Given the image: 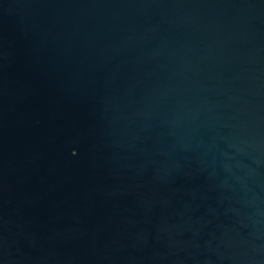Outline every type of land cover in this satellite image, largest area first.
Segmentation results:
<instances>
[{"label":"water","instance_id":"95a60500","mask_svg":"<svg viewBox=\"0 0 264 264\" xmlns=\"http://www.w3.org/2000/svg\"><path fill=\"white\" fill-rule=\"evenodd\" d=\"M0 264H264V0H0Z\"/></svg>","mask_w":264,"mask_h":264}]
</instances>
